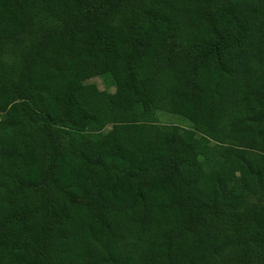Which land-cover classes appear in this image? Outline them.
<instances>
[{"label":"trees","instance_id":"16d2710c","mask_svg":"<svg viewBox=\"0 0 264 264\" xmlns=\"http://www.w3.org/2000/svg\"><path fill=\"white\" fill-rule=\"evenodd\" d=\"M0 264H264V0H0Z\"/></svg>","mask_w":264,"mask_h":264},{"label":"rangeland","instance_id":"374dc122","mask_svg":"<svg viewBox=\"0 0 264 264\" xmlns=\"http://www.w3.org/2000/svg\"><path fill=\"white\" fill-rule=\"evenodd\" d=\"M88 82L96 83L100 89H106L108 91H114V87L111 85L109 80H107L103 76H97V77L90 78L88 80ZM158 120L161 123H167V124L168 123H176V124H181L184 126L189 125V122L187 120L181 118L180 116L169 114V113H159L158 114Z\"/></svg>","mask_w":264,"mask_h":264}]
</instances>
